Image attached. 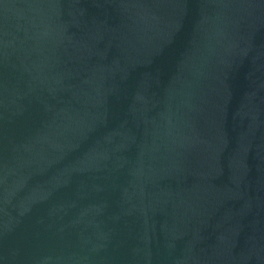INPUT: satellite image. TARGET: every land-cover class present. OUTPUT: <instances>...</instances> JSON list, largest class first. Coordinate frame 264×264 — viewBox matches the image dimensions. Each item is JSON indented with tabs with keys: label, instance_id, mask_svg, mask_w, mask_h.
<instances>
[{
	"label": "water",
	"instance_id": "water-1",
	"mask_svg": "<svg viewBox=\"0 0 264 264\" xmlns=\"http://www.w3.org/2000/svg\"><path fill=\"white\" fill-rule=\"evenodd\" d=\"M0 264H264V0H0Z\"/></svg>",
	"mask_w": 264,
	"mask_h": 264
}]
</instances>
